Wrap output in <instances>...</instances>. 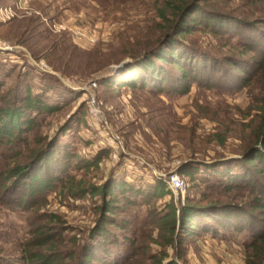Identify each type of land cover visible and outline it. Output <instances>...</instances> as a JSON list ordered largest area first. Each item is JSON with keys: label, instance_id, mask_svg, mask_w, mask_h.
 Listing matches in <instances>:
<instances>
[{"label": "rangeland", "instance_id": "rangeland-1", "mask_svg": "<svg viewBox=\"0 0 264 264\" xmlns=\"http://www.w3.org/2000/svg\"><path fill=\"white\" fill-rule=\"evenodd\" d=\"M180 1L0 0V108L15 101L19 104L28 92L54 108L28 113L35 123L23 135V142L13 147L0 145V173L27 164L35 151L55 139L60 149L66 146L79 157L64 182L36 210L26 212L0 204V259L19 260L37 226L56 228L46 219L50 215L66 230L60 250H75L79 255L98 225L103 203L100 196L75 199L62 191L80 181L87 187H99L122 180L143 189L158 180L167 184L172 193L153 200L150 206L117 212V220L130 221L128 236L148 242L149 255L162 250L149 240L145 220L152 206L163 210L174 200L180 208L190 200L203 206L248 207V191H223L213 179L192 182L181 170L243 159L259 125L264 77L258 76L249 87L226 90L193 84L184 95L102 83L121 76V72L114 73L115 67L125 61L133 63L134 57L157 45L165 34L160 11L168 2ZM212 5L221 13L248 21L264 17V0H214ZM167 14L172 16L170 10ZM186 40L218 58L241 52L236 39L228 42L202 31ZM253 56L247 54L244 60ZM98 156V166L90 170L82 166L83 161ZM172 174L184 180L185 190H171ZM158 233L153 231L154 240ZM248 239L245 232L206 233L165 251L168 260L180 264H247V255H251L246 248Z\"/></svg>", "mask_w": 264, "mask_h": 264}, {"label": "trees", "instance_id": "trees-1", "mask_svg": "<svg viewBox=\"0 0 264 264\" xmlns=\"http://www.w3.org/2000/svg\"><path fill=\"white\" fill-rule=\"evenodd\" d=\"M213 1L168 2L167 8L160 11L165 34L157 45L134 57L133 63L121 72V76L107 78L102 83L110 87L118 85L184 95L189 93L193 84L226 90L249 87L259 79L258 76L264 77V17L248 21L229 16L214 9ZM168 10L172 16H168ZM195 31L221 36L228 42L236 39L241 48L239 56L218 58L201 51L186 40ZM247 54L255 56L244 60ZM41 100L28 92L19 104L15 101L13 105L0 108V145L13 147L16 142H23V135L35 123L28 113L54 111ZM260 110L254 141L248 146L243 159H232L214 166L183 167L181 170L192 182L213 179L223 191H248V207L217 203L203 206L190 200L180 208L174 200L163 210L152 206L148 208L145 220L150 228L149 240L157 242L162 250L158 255H149L148 242L128 236L130 221L117 220V212L132 206H150L153 200L172 193L167 184L158 180L153 186L143 189L122 180L99 187H87L80 181L75 187L62 186V191L67 190L75 199H84L87 195L91 198L100 196L103 203L99 209L101 217L98 225L90 233L79 255L75 250H60V243L66 239V230L56 216L50 215L46 219L57 227L47 229L48 226H37L33 230L34 238L25 244L21 258L13 261L0 259L1 264H137L142 261L146 264L144 261L147 260L151 261L150 264H180L176 260H168L170 256L165 248L176 249L177 244L181 246L186 240L206 233L219 236L242 232L249 234L246 248L251 255H247L246 263L264 264V98L261 99ZM57 141L46 143L35 151L27 164L0 173V204L27 212L36 210L39 203H45L47 194L64 182L73 161L79 160L66 146L60 149ZM100 161L101 156H98L83 161L82 166L90 170ZM205 176L208 178L202 179ZM7 194L10 196L7 197ZM121 199L123 205L120 206ZM155 230L159 231L157 240L152 238ZM73 241L76 243V238ZM177 256L182 257L179 253Z\"/></svg>", "mask_w": 264, "mask_h": 264}, {"label": "built area", "instance_id": "built-area-1", "mask_svg": "<svg viewBox=\"0 0 264 264\" xmlns=\"http://www.w3.org/2000/svg\"><path fill=\"white\" fill-rule=\"evenodd\" d=\"M168 185L173 191L179 192L185 190V182L178 174H172L170 176Z\"/></svg>", "mask_w": 264, "mask_h": 264}, {"label": "water", "instance_id": "water-1", "mask_svg": "<svg viewBox=\"0 0 264 264\" xmlns=\"http://www.w3.org/2000/svg\"><path fill=\"white\" fill-rule=\"evenodd\" d=\"M130 64V61H125L114 68V73L122 72L128 65Z\"/></svg>", "mask_w": 264, "mask_h": 264}]
</instances>
